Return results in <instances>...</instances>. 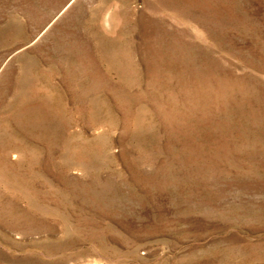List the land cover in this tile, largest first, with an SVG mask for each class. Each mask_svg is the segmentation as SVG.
I'll return each instance as SVG.
<instances>
[{"label": "rangeland", "instance_id": "obj_1", "mask_svg": "<svg viewBox=\"0 0 264 264\" xmlns=\"http://www.w3.org/2000/svg\"><path fill=\"white\" fill-rule=\"evenodd\" d=\"M0 264H264V0H0Z\"/></svg>", "mask_w": 264, "mask_h": 264}]
</instances>
